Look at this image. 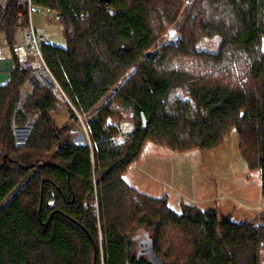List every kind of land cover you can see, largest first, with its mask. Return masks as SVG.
I'll list each match as a JSON object with an SVG mask.
<instances>
[{
    "label": "trees",
    "instance_id": "trees-1",
    "mask_svg": "<svg viewBox=\"0 0 264 264\" xmlns=\"http://www.w3.org/2000/svg\"><path fill=\"white\" fill-rule=\"evenodd\" d=\"M33 2L52 8L66 26L65 47L47 44L43 58L68 101L69 120L58 126L53 113L61 103L45 88L36 89L17 111L30 73L20 71L13 57L10 79L0 85V264H259L264 226L219 220L214 210L203 213L187 205L177 214L165 198L137 192L123 177L149 142L178 154L212 152L235 129L247 169L260 171L264 197V55L258 49L264 0H194L186 15L192 26L202 17V31L222 39L217 54L193 46L194 55L221 62L227 46L246 56L251 67L243 84L235 76L230 80L227 67L198 78L169 70L170 54L184 51L182 31L177 47L165 43L152 52L158 40L154 21L174 22L186 0ZM18 10V0H7L0 32L10 45ZM223 71L228 81L220 80ZM111 91L86 123L90 143L72 141L74 125ZM127 110L135 132L118 147L108 120ZM36 112L29 140L17 147L13 124L26 125ZM130 221L136 224L129 226ZM141 226L147 227L144 245L136 249ZM172 227L189 231L185 263L172 262L166 253L168 262L163 255L161 242Z\"/></svg>",
    "mask_w": 264,
    "mask_h": 264
},
{
    "label": "rangeland",
    "instance_id": "rangeland-1",
    "mask_svg": "<svg viewBox=\"0 0 264 264\" xmlns=\"http://www.w3.org/2000/svg\"><path fill=\"white\" fill-rule=\"evenodd\" d=\"M192 3H194V0H186L183 8L179 11L177 18L174 20V22H170V24L165 25L161 22V20L154 21L153 26L156 28V31H158V40L156 45L152 49V52L156 53L157 51H161L160 49H162L165 43L168 41L170 33L179 30L180 32H184L186 37V44L184 51L177 50L170 54L172 60L168 63L169 70L179 69L181 71H188L193 75V77L198 78L199 76H207L208 74H210L212 72L211 69L222 71V68L227 67L229 68V72H231V81L235 76L237 83L243 84L247 82L250 75L249 71L251 64L249 60L243 59L246 56L237 52L236 49L226 46L223 52L224 57L221 62H215L210 58L204 56H196L191 51V48L195 46L197 52L214 55L220 51V46L222 43V39L218 34L209 35L205 34V31H202V28L199 27L201 23L200 19H202V17H197V20H194V26H192V22L188 23L192 21L191 19L190 21L189 19H187L186 21V15L190 11V6L192 5ZM208 6L209 9L213 10V5L209 3ZM194 15L195 13L193 12L191 16ZM231 16L232 15H230L229 18ZM5 19L6 16L4 18L0 14V26H4ZM33 20L34 24L37 27L43 28L44 26L47 32H58L59 36L54 37L51 40V44L62 48L65 47L66 26L64 22L57 19V16L42 17L35 15L33 17ZM198 30H201L202 34H204L198 35ZM231 48L234 51H232ZM258 49L260 50L261 54L264 55V35L261 38ZM224 73L225 71L220 73L219 76H222L220 77V80L228 81V77H225ZM7 74H9L8 80L6 79L4 80V82H0V85L6 84L9 81L11 73H9L8 71ZM51 81L53 84H46L44 88L51 92L53 91L57 95L60 92V89L53 79ZM122 83L123 82L119 83L116 88H120ZM53 85H55V88L53 87ZM113 91H111L96 108H94V111L90 115L85 117L83 120H80V123H78L77 125H74L73 130L70 133L72 141L78 144L90 143L86 123L90 116H92V114L106 102L108 97H111L113 95ZM58 100L61 103L59 106L60 108H58L57 111L54 112L55 116L53 115V117L56 120L58 126H61L69 119L67 108L65 106L66 104H68V101L64 96H62V100L61 98H58ZM18 108L19 106L17 107V111H20L22 109L21 108L20 110H18ZM120 115L121 116L118 118H109L108 123L115 126V124L121 122L126 123L133 121L132 111H122ZM32 118L34 120V123H36L39 118V113L36 112L29 115L28 122ZM28 122L26 123V125L28 124ZM23 127H25V125L20 127L16 124H13L14 136L17 132V128ZM114 139L119 147L121 144L117 142L116 136ZM124 142H122V144ZM241 142V139L234 129L230 131L222 147L217 150H214L212 152H205L200 149H196L194 152L176 155V164H183V170H181L183 177H187V181H189L192 176L191 183L194 184L195 190H197L202 202L196 203L197 201L195 202L191 199H186V201L185 199H182V201H178L177 199L175 203H170V201L165 198V201L167 203L166 205H168V207L177 214H181L183 212V207L187 205L193 206L203 213L208 210H214L216 211L219 220L229 218L232 222H235L237 224L249 222L256 228H261V226H264V197L262 196L261 174L258 169H252L251 171L247 169L244 161L241 158ZM163 149L166 150V154L168 155V157L172 156V152H170V150L166 148ZM186 162L187 165L185 164ZM131 168L140 169L136 164H134ZM219 169L223 170L225 172V175L229 174V180L227 179L226 181H224V178L219 173ZM126 180H128V176L126 177ZM227 182L228 186L224 187ZM135 224L136 222L134 221L129 222V226H133ZM146 228V226H141L136 230L137 233L134 238V246L136 249L139 248L140 242L144 239L143 236L146 232ZM188 234L189 231L186 228H181L179 230L173 227L168 228L165 235L163 236L164 239H168L166 242H164V239H162L161 242L162 249L164 251L163 255L165 256L167 261L168 258L166 253H171L173 257L172 260H174L172 262H186L185 260L191 250L188 240ZM258 250L259 264H264V241L260 244Z\"/></svg>",
    "mask_w": 264,
    "mask_h": 264
},
{
    "label": "built area",
    "instance_id": "built-area-1",
    "mask_svg": "<svg viewBox=\"0 0 264 264\" xmlns=\"http://www.w3.org/2000/svg\"><path fill=\"white\" fill-rule=\"evenodd\" d=\"M18 8L17 29L14 43L10 45L7 42L8 40L5 33L0 32V79L1 77L7 76L8 73L5 63L10 60L13 62V57H15L18 69L20 71L30 73V78L28 79L27 84L22 88L21 94L23 96L24 90L27 89L30 81L35 77V73L38 70H42L54 80L44 61L43 47L47 44H51V40L54 37H58L59 33L47 32L44 26L41 28L34 24L33 17L35 15L42 17L57 16L56 11L52 8L36 4L33 0H18ZM6 10L7 0H0V14L4 18L6 16ZM56 85L58 84L56 83ZM42 87L44 88L45 86H38L34 89ZM53 87L55 88V85H53ZM58 88L60 89L59 86ZM63 95L64 94L60 89V92L56 95V97L57 99L61 98L62 100ZM114 127L117 131L116 140L119 144L128 140L135 132V124L133 122H121L115 124ZM175 202L176 198H172L170 203Z\"/></svg>",
    "mask_w": 264,
    "mask_h": 264
},
{
    "label": "crops",
    "instance_id": "crops-1",
    "mask_svg": "<svg viewBox=\"0 0 264 264\" xmlns=\"http://www.w3.org/2000/svg\"><path fill=\"white\" fill-rule=\"evenodd\" d=\"M53 115L55 116V113H53ZM162 147L163 146L149 142L144 148L140 160L134 163L140 169L131 168L124 175L123 178L126 183L134 188V190H137V192L154 199L167 198V200L171 202L172 198H176V201L177 199L178 201H182V199H185V201L186 199H191L197 202H202L197 190H195L194 184L191 183L192 176L191 179L187 181V177L184 178L181 172V170H183V164H176V155L182 154H178L176 151L174 152L166 147H163L172 152V156L168 157L166 150ZM185 164L187 165V162ZM219 170V173L224 178V181L227 179L229 180V174L225 175L223 170ZM127 176L128 180H126ZM227 186L228 182L224 185V187Z\"/></svg>",
    "mask_w": 264,
    "mask_h": 264
},
{
    "label": "water",
    "instance_id": "water-1",
    "mask_svg": "<svg viewBox=\"0 0 264 264\" xmlns=\"http://www.w3.org/2000/svg\"><path fill=\"white\" fill-rule=\"evenodd\" d=\"M102 2L105 3V4H110L112 2V0H102ZM57 19H59L58 16H57ZM181 38H182L181 35H179V33L177 31L171 32L170 33V37H169L168 41L166 42V45L177 47L179 45L180 41H181ZM5 66H6V70L9 71V73H11L13 71V62L11 60L6 62ZM8 78H9V74H7V76L1 77L0 82H4V80H6V79L8 80ZM34 91H35V89H32L31 93L26 98H22L23 96L21 97V102L19 104L18 110H20L22 108L24 102L28 98L32 97ZM141 114H142L141 115L142 129L143 130H147L148 127H149V121H147V118H146V116L144 115L143 112ZM29 124H30V121L23 128H27L29 126ZM34 126H35V123L33 124V126L31 127V129L29 131L27 141L29 140V138L31 136V133H32V130H33ZM15 137H16V144H17L18 147H22V146H24L27 143V141H26L23 145H20V144H18L16 133H15Z\"/></svg>",
    "mask_w": 264,
    "mask_h": 264
},
{
    "label": "bare ground",
    "instance_id": "bare-ground-1",
    "mask_svg": "<svg viewBox=\"0 0 264 264\" xmlns=\"http://www.w3.org/2000/svg\"><path fill=\"white\" fill-rule=\"evenodd\" d=\"M51 80H52L51 77L48 76L45 72H43L42 70H38L35 73V77L30 81L27 89L24 90L22 98H26L31 93V90L34 89L35 87L45 86L46 84H49V83L52 85ZM33 124L34 123L30 121V124L27 128H17L16 134L18 136V142L20 145H23L27 141L29 131L31 127L33 126Z\"/></svg>",
    "mask_w": 264,
    "mask_h": 264
},
{
    "label": "flooded vegetation",
    "instance_id": "flooded-vegetation-1",
    "mask_svg": "<svg viewBox=\"0 0 264 264\" xmlns=\"http://www.w3.org/2000/svg\"><path fill=\"white\" fill-rule=\"evenodd\" d=\"M142 241H143V240H142ZM142 241H141L140 244H139L140 246H143V245H144Z\"/></svg>",
    "mask_w": 264,
    "mask_h": 264
}]
</instances>
